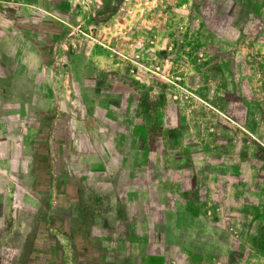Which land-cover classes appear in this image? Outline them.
<instances>
[{
    "label": "rangeland",
    "instance_id": "rangeland-1",
    "mask_svg": "<svg viewBox=\"0 0 264 264\" xmlns=\"http://www.w3.org/2000/svg\"><path fill=\"white\" fill-rule=\"evenodd\" d=\"M165 235L264 264V0H0V264Z\"/></svg>",
    "mask_w": 264,
    "mask_h": 264
},
{
    "label": "crops",
    "instance_id": "crops-1",
    "mask_svg": "<svg viewBox=\"0 0 264 264\" xmlns=\"http://www.w3.org/2000/svg\"><path fill=\"white\" fill-rule=\"evenodd\" d=\"M256 3L257 0H246V6L249 9H254L256 7ZM17 38L18 39L15 38L13 41L19 48L18 55H21L25 51L24 49H26L27 52L29 51L33 53L34 58H36L37 52L35 51L34 47L29 43V41H24L23 39L25 38L22 36H18ZM24 64L30 74H32V72L38 68L37 63L35 61L32 63L25 61ZM115 240L119 243V245H112L115 247L114 256L109 257L107 261L105 260L103 263L99 264H167L170 261L167 251L171 250L172 247H177L179 249L183 245L180 239H177L175 237L168 238L167 235H165L161 241H157L154 239L151 240V238L145 240L144 238H135L133 236H126L125 238ZM151 241L153 244H157L159 248H144L143 245H146ZM120 242H125L126 247L122 248Z\"/></svg>",
    "mask_w": 264,
    "mask_h": 264
}]
</instances>
